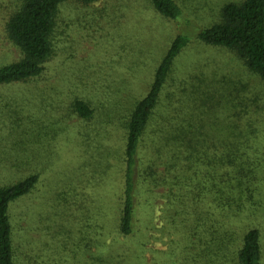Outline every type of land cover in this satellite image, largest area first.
I'll return each instance as SVG.
<instances>
[{
    "label": "rangeland",
    "instance_id": "1",
    "mask_svg": "<svg viewBox=\"0 0 264 264\" xmlns=\"http://www.w3.org/2000/svg\"><path fill=\"white\" fill-rule=\"evenodd\" d=\"M229 1L238 0H180L181 15L175 19L159 14L148 0L64 2L54 52L42 75L0 84V183L39 176L35 189L11 206L14 264H111L114 255L127 254L129 248L159 264H190L196 237L189 239L183 218L171 223L162 214L167 200L161 195L153 201V229L147 235L129 239L114 227L123 186V142L122 130H112V124L148 91L172 40L183 35L188 44L174 61L170 93L189 99V112L198 106L207 111L202 117L208 128L222 125V112L205 110L216 107V101L221 109L229 98L233 114V93L254 96L263 109L255 103L249 109L262 121L254 123L264 127V82L230 50L198 39ZM17 5V0H0V66L21 57L5 31ZM76 99L92 104L94 116L75 113ZM260 139L251 152L261 163L255 202L237 221L258 228L264 264V134ZM176 207L168 214L175 215Z\"/></svg>",
    "mask_w": 264,
    "mask_h": 264
},
{
    "label": "trees",
    "instance_id": "2",
    "mask_svg": "<svg viewBox=\"0 0 264 264\" xmlns=\"http://www.w3.org/2000/svg\"><path fill=\"white\" fill-rule=\"evenodd\" d=\"M66 1L17 0L5 31L21 57L0 66V84L42 75L54 52L53 38ZM80 1L88 5L98 0ZM148 1L165 18L181 15L180 0ZM218 15V21L201 30L198 39L230 50L264 82V0L229 1ZM187 44L183 35L172 40L148 91L132 100L112 124V130H122L123 142L119 159L123 186L114 227L129 239L147 235L153 229V201L161 195L167 200L162 214L169 215L171 223L183 218L182 228L189 239L196 237L190 264H263L258 228L237 221L246 205L255 202L259 181L256 171L261 166L251 152L261 141L264 127L254 123L262 121L249 107L255 103L259 111L263 108L254 96L246 98L237 91L230 98L237 102L233 114L227 106L229 98H224L221 109L219 101L216 107L205 109L208 114H215L214 108L223 113L221 127L219 123L217 128L204 125L202 116L207 111L198 106L201 110L189 112V99L175 98L168 88L174 61ZM72 107L82 118L94 116V106L87 101L76 99ZM38 180V174H32L0 183V264H14L11 206L29 195ZM159 187L165 192L157 194L155 189ZM175 207V215L168 214ZM189 214L192 222L188 221ZM149 258L129 248L127 254L114 255L111 264H159L155 257Z\"/></svg>",
    "mask_w": 264,
    "mask_h": 264
}]
</instances>
